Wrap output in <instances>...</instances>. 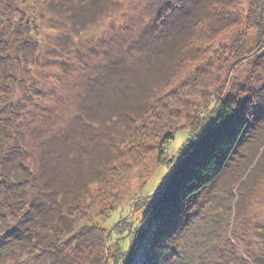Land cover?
<instances>
[{"label":"rangeland","instance_id":"rangeland-1","mask_svg":"<svg viewBox=\"0 0 264 264\" xmlns=\"http://www.w3.org/2000/svg\"><path fill=\"white\" fill-rule=\"evenodd\" d=\"M70 2L64 9L54 0H0V52L10 47L6 58L13 57L0 65V84L4 89L7 84L0 110H11L26 166L43 141L76 163L86 143L94 148L99 142L98 150L112 164L106 181L90 185L76 225L103 228L100 238L109 239L102 251L106 264H122L142 215L169 174V157L175 158L194 127L212 119L218 104L242 105L250 96L259 117L251 130L255 136L236 149L223 175L202 192L196 219L175 225L168 258L159 260L264 264V32L248 21L251 1L239 0L227 12L217 8L235 24L228 29L217 24L213 31L199 17L200 0ZM195 30L206 32L205 39L189 38ZM132 121L137 136L131 138ZM168 122L173 126L166 127ZM166 132L174 137L161 154ZM47 168L46 162L43 173ZM32 192L26 189L28 196ZM1 197L0 210L8 216L12 211ZM47 223L40 227L45 238L54 232ZM49 243L42 242L24 264H53L52 254L58 253L43 251ZM143 253L132 264H148ZM20 261L18 256L9 264Z\"/></svg>","mask_w":264,"mask_h":264},{"label":"trees","instance_id":"trees-1","mask_svg":"<svg viewBox=\"0 0 264 264\" xmlns=\"http://www.w3.org/2000/svg\"><path fill=\"white\" fill-rule=\"evenodd\" d=\"M54 1L59 3L60 7L64 6V9H69L72 5L71 0ZM200 1L202 6L199 17H203L207 27L211 28L218 24L220 29H228L235 24L234 18L219 16L216 11L217 8L222 7L226 12L234 9V4L239 0ZM250 1L252 7L247 14L248 21H253L256 27H262L264 32V0ZM99 2L105 3V0ZM169 11L170 9L167 13ZM213 30L211 28V31ZM206 36V32L198 34L195 30L194 34L190 33L189 38H198L202 41ZM2 42L5 43L3 40ZM9 49L10 47L0 52V65L3 63L2 59L6 65L12 61V56L6 58L11 55L7 54L10 53ZM179 49L182 52L183 48L179 47ZM172 51L177 52L176 49ZM198 74L196 80L199 78ZM199 86L203 85L199 83ZM3 89V84H0V97ZM102 91H104L103 87ZM255 103L256 101L250 96L243 100L242 105L228 101L221 102L212 113L213 117L209 122L194 127V134L189 137L175 158L168 156L169 159H173L169 174L162 187L153 194L149 207L142 215L131 240L132 248L122 264H132L140 250L144 252L146 259L150 260L148 264H160L161 256L164 260L168 258L169 238L175 225L187 217L186 224L189 220L188 224H191L196 219L200 210L199 200L202 192L219 180L242 143L255 136L251 131L254 130L259 118L256 115ZM144 105H142L141 117L146 112ZM10 111V108L5 107L0 110V199L2 193L6 207L12 211V214L4 216L3 211L0 210V230H2L0 231V264H9L18 256L21 257L20 263L24 264L25 258L37 253L47 239L50 240V248L45 247L43 251L51 250L53 253H58V256L52 254L53 264H106L107 257L102 251L105 249L107 251L109 239L100 238L104 229L76 225V218L81 201L89 193L90 185L106 181L108 176L105 171L112 164L110 156L98 150L99 146L96 145L99 142L94 148L86 143V152L81 155L79 162L76 163L73 159L70 162L52 151L51 146L42 145L43 141L37 146L38 156L34 152L31 153L30 166H26L25 148L22 140L12 132L14 127L10 122L12 118ZM88 112L82 109L83 115H87ZM133 123L132 121L130 125L133 129L131 138L137 136ZM171 126L173 124L166 127ZM165 134L164 145L159 147L161 154L166 150L169 139L174 137L170 133ZM46 162L48 168L43 173L42 168ZM38 165L39 169H37ZM61 166H63L62 170ZM26 189L29 192L33 191L32 194L28 196ZM10 191L13 193L12 204H8ZM20 199L24 203L16 207L15 203L21 201ZM44 212L51 213V216L46 218ZM10 219H13V222H10ZM47 222H51L49 229L54 232L45 238L40 233L44 229L40 227L47 226ZM47 254L49 255L50 251Z\"/></svg>","mask_w":264,"mask_h":264},{"label":"water","instance_id":"water-1","mask_svg":"<svg viewBox=\"0 0 264 264\" xmlns=\"http://www.w3.org/2000/svg\"><path fill=\"white\" fill-rule=\"evenodd\" d=\"M168 179V178H167Z\"/></svg>","mask_w":264,"mask_h":264}]
</instances>
